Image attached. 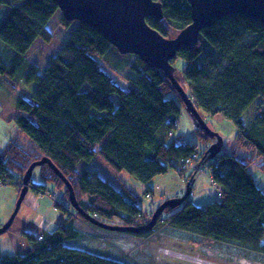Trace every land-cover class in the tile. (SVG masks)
<instances>
[{
  "label": "trees",
  "instance_id": "trees-1",
  "mask_svg": "<svg viewBox=\"0 0 264 264\" xmlns=\"http://www.w3.org/2000/svg\"><path fill=\"white\" fill-rule=\"evenodd\" d=\"M162 4L163 21L147 18V23L163 36L172 38L173 31L179 33L192 23L187 0ZM0 12L4 15L0 40L20 60L31 61L28 81H40L33 96L18 101L15 126L21 135L0 152V178L6 177L9 184L14 172L21 181L33 162L46 157L70 181L85 212L108 224L115 219L125 226L149 223L158 207L144 213L137 193L125 182L115 189L93 171L80 172L77 166L81 160L100 158L145 185L172 168L184 177L181 161L199 148L197 143L183 148L177 143L181 138L170 136L184 105L171 81L136 57L130 69L138 78H129V88H122L100 63L111 48L120 55L118 50L88 24L68 21L51 0H0ZM178 58L186 64L175 76L200 113L223 115L238 128L231 147L223 145L213 159V179L224 193L204 206L189 197L177 208L167 207L150 231L131 235L149 236L165 224L264 255V191L250 170L253 164L264 172V110L244 117L257 100L264 102V26L244 15L227 16L205 28L197 45L183 47L174 67ZM38 70L45 72L43 78L33 77ZM13 72L0 51V75L9 80ZM196 133L205 143L213 141L200 126ZM39 168L41 178L69 201V191L55 171L47 164ZM30 186L37 193L48 191L47 186L36 187L33 179ZM149 193L150 187L145 195ZM78 219L86 222L73 209V215L54 230L30 236L28 254L0 255V264H127L65 245L79 238Z\"/></svg>",
  "mask_w": 264,
  "mask_h": 264
},
{
  "label": "rangeland",
  "instance_id": "rangeland-1",
  "mask_svg": "<svg viewBox=\"0 0 264 264\" xmlns=\"http://www.w3.org/2000/svg\"><path fill=\"white\" fill-rule=\"evenodd\" d=\"M4 15L0 12V21ZM177 35L176 31L172 36ZM0 51L5 55V61L9 70H14L13 75L8 74L9 80L0 75V152L7 145L9 139L15 136L20 137V133L15 126V116L18 101L21 97L33 96L40 81L33 79L28 81L32 72L33 65L29 59L20 60L9 45L0 40ZM121 55V54H120ZM118 55L113 48L109 50L105 57L100 58L102 69L109 73L118 84L124 88H129V78H138L130 69L132 62L136 59L135 55ZM203 56L198 58L202 61ZM186 62L180 58L175 61V69L181 71ZM19 67V68H18ZM18 68V69H16ZM35 73V75H34ZM33 77L43 78L45 72L35 71ZM11 77V78H10ZM117 96H113L116 101ZM264 110V102L257 100L254 105L245 113V118L255 117ZM98 114H103L97 112ZM202 117L210 129L219 134L223 140L225 148H230L238 134L236 125L223 115L209 116L202 113ZM179 125L174 134L176 137L198 144L200 150L207 149L215 140L205 143L196 133L198 126L197 120L181 104V114L178 117ZM242 151V155L249 154ZM91 170L102 179L109 181L115 189H120L121 180L133 189L139 199L140 208L144 213H153L163 202L171 198L181 197L186 192V181L175 168L169 170L166 175L155 177L149 184L145 185L138 178L125 171L118 172L112 169L100 158L92 160H81L77 170ZM251 172L254 174L257 185L264 191V172L256 165H251ZM14 178L9 179L7 186H0V227L5 225L13 215L20 195L19 175L13 172ZM34 184L48 187V192H55L58 196H64V192L57 191L53 185L46 182L40 176V168L37 167L32 175ZM192 186V185H191ZM152 188V198L145 195L146 188ZM195 197L191 200L197 206H204L209 202L217 200L213 193L209 177L199 175L193 185ZM39 193V192H38ZM36 190L31 187L24 202L17 214L11 228L0 236V255L2 256H25L32 248L30 236H38L45 231H52L61 225L70 215L62 209L55 210L53 203L48 197H41ZM178 195V196H177ZM182 195V196H183ZM73 214V208L69 210ZM145 218V217H144ZM86 221V220H85ZM48 222V224H47ZM111 224L119 225L120 220H111ZM80 232L76 240L67 241L65 245L70 248L89 251L94 254L117 259L127 264H168L167 261L159 260V248L166 247L175 251L188 254H201L208 260L216 264H264V255L250 250H246L234 245L221 244L212 240H207L197 234L172 228L165 224H160L155 232L149 236L137 237L128 233H116L102 230L89 222L78 219L75 223ZM107 236L110 240L103 241L99 234ZM210 251V254H208ZM171 264H180L174 261Z\"/></svg>",
  "mask_w": 264,
  "mask_h": 264
},
{
  "label": "water",
  "instance_id": "water-1",
  "mask_svg": "<svg viewBox=\"0 0 264 264\" xmlns=\"http://www.w3.org/2000/svg\"><path fill=\"white\" fill-rule=\"evenodd\" d=\"M58 4L68 21H82L99 32L122 55L132 54L145 64L163 71L174 89L179 94L186 108L197 120L212 140L209 146V158L217 157L223 148V140L212 131L196 108L192 98L175 76L172 62L183 47L198 44L202 31L230 15H244L260 21L264 26V0H187L191 6L192 23L167 38L147 23V18L158 22L164 19L163 4L165 0H51ZM49 165L56 175L65 183L69 191V202L79 215L92 225L110 232L141 234L153 229L167 207L177 208L185 204L191 195L192 187L187 184L186 192L181 197L171 198L163 202L153 213L149 223L140 227L108 224L85 212L79 205L74 187L58 167L49 159L42 158L33 162L22 177V188L16 209L10 220L0 227V236L13 225L22 203L30 190V181L37 167Z\"/></svg>",
  "mask_w": 264,
  "mask_h": 264
},
{
  "label": "built area",
  "instance_id": "built-area-1",
  "mask_svg": "<svg viewBox=\"0 0 264 264\" xmlns=\"http://www.w3.org/2000/svg\"><path fill=\"white\" fill-rule=\"evenodd\" d=\"M179 123H174V129L170 132V136L174 135V130L178 128ZM183 148L187 147L190 141L184 139H178L177 142ZM215 161L209 158V153L207 150H195L190 153L186 158L181 161V170L183 172L186 184L194 185L196 181V177L199 175L209 177L210 184L212 187L213 193L217 196V198H221L224 193V189L221 185H219L213 179V170H214ZM22 183V181H20ZM8 183L6 181V177L0 178V186H7ZM41 197H48L53 203V207L55 210L58 209H65L71 216L69 210L72 209V206L69 201L66 200L65 196H58L55 192H48V191H40L38 193ZM181 194L180 196H182ZM195 197L194 191L191 192L190 198ZM147 198L151 199L152 194H147ZM99 234V233H98ZM98 236L101 237L103 241H109L110 239L107 236H103L99 234ZM42 237H40V240ZM159 255L162 262L167 261L168 264L173 263L174 261H179L180 264H216L212 261L208 260L201 254H188L184 252L175 251L173 249H169L166 247L159 248ZM209 255L210 251H208Z\"/></svg>",
  "mask_w": 264,
  "mask_h": 264
},
{
  "label": "crops",
  "instance_id": "crops-1",
  "mask_svg": "<svg viewBox=\"0 0 264 264\" xmlns=\"http://www.w3.org/2000/svg\"><path fill=\"white\" fill-rule=\"evenodd\" d=\"M10 140V139H9ZM9 140H8V142H9ZM7 142V143H8ZM191 143V142H190ZM178 196V195H177ZM47 224H48V222H47ZM218 243H221V242H218ZM221 244H226V243H221ZM228 245V244H227ZM230 245V244H229ZM169 249H171L170 247H169ZM188 253V252H187Z\"/></svg>",
  "mask_w": 264,
  "mask_h": 264
}]
</instances>
